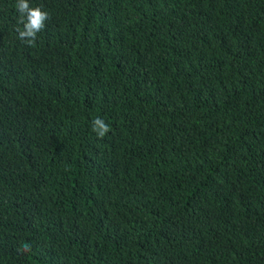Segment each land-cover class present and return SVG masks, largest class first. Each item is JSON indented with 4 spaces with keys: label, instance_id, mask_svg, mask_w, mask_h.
<instances>
[{
    "label": "trees",
    "instance_id": "trees-1",
    "mask_svg": "<svg viewBox=\"0 0 264 264\" xmlns=\"http://www.w3.org/2000/svg\"><path fill=\"white\" fill-rule=\"evenodd\" d=\"M29 2L33 47L0 0V264H264V0Z\"/></svg>",
    "mask_w": 264,
    "mask_h": 264
},
{
    "label": "clouds",
    "instance_id": "clouds-1",
    "mask_svg": "<svg viewBox=\"0 0 264 264\" xmlns=\"http://www.w3.org/2000/svg\"><path fill=\"white\" fill-rule=\"evenodd\" d=\"M17 13V22L14 31L18 40L28 47L35 46L38 33L45 28V21L50 19L49 13L42 9V6H31L29 0H14L13 5ZM89 128L95 134L97 139H103L110 131V125L101 116L92 118L89 122ZM32 243L23 242L17 252L28 254L32 252Z\"/></svg>",
    "mask_w": 264,
    "mask_h": 264
}]
</instances>
